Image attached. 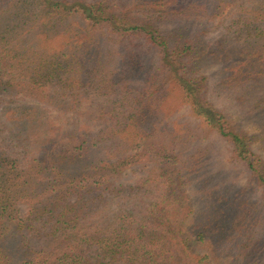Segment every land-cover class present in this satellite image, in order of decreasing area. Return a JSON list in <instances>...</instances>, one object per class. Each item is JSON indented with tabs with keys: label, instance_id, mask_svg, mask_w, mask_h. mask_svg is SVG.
Here are the masks:
<instances>
[{
	"label": "trees",
	"instance_id": "trees-1",
	"mask_svg": "<svg viewBox=\"0 0 264 264\" xmlns=\"http://www.w3.org/2000/svg\"><path fill=\"white\" fill-rule=\"evenodd\" d=\"M196 17L231 20L211 44L168 27ZM208 61L226 87L264 91V0H0V96L27 100L0 107V264H264L263 221L211 189L195 123L263 196L264 127L210 100Z\"/></svg>",
	"mask_w": 264,
	"mask_h": 264
},
{
	"label": "rangeland",
	"instance_id": "rangeland-1",
	"mask_svg": "<svg viewBox=\"0 0 264 264\" xmlns=\"http://www.w3.org/2000/svg\"><path fill=\"white\" fill-rule=\"evenodd\" d=\"M234 7L231 6L227 11L233 12L235 10ZM222 19L224 18L211 20L196 17L193 19H183L181 22H170L171 25L168 23L169 26L168 24L167 26L174 27L176 24H181L187 27L193 35H200L211 44V40L220 39L226 33V27L230 23L231 17L226 21ZM202 73L207 77L210 100L224 111L234 127L262 136L264 127L263 89L253 87L250 84H244L240 87H226V85L222 84L221 65L216 62H206ZM10 101H16V103L27 102V100L20 99L19 97L0 96V107L8 104ZM179 103L177 100L173 104L179 107ZM180 108L177 114L181 118L180 122H188V105H183ZM57 115L56 111H50V116ZM195 127L200 136L198 144H202V154H204L203 158H205V162H203L204 169L202 171L211 175V189L216 187L220 192H226L232 198L236 196L242 197L250 203L253 218L258 219L260 222L263 221L259 226L258 234L264 238V196L249 176L247 167L243 163L237 162L231 156L230 145L218 133L212 130L208 131V129L204 130L197 123H195ZM256 150L264 160V146L260 147L257 144ZM154 164V159L140 163L134 168L129 169L123 179L136 183L138 179L147 174V170ZM190 191L193 198L195 217H199V214L201 217L204 215L202 214L205 211L203 209L210 199L202 191L196 190L194 186L191 187ZM212 194L214 192L211 191V208Z\"/></svg>",
	"mask_w": 264,
	"mask_h": 264
}]
</instances>
